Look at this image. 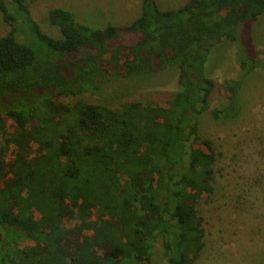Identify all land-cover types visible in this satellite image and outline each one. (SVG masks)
I'll use <instances>...</instances> for the list:
<instances>
[{
  "label": "trees",
  "instance_id": "16d2710c",
  "mask_svg": "<svg viewBox=\"0 0 264 264\" xmlns=\"http://www.w3.org/2000/svg\"><path fill=\"white\" fill-rule=\"evenodd\" d=\"M31 1L0 0L10 25L0 36V264H151L159 240L168 264H194L204 245L197 204L214 190L216 152L198 133L215 86L210 54L238 42L264 0L167 9L142 0L132 22L103 28L51 7L57 38L32 17ZM122 33L134 40L111 46ZM239 62L216 118L234 116L246 76L264 70L254 55ZM171 66L178 89L164 106L60 100Z\"/></svg>",
  "mask_w": 264,
  "mask_h": 264
},
{
  "label": "rangeland",
  "instance_id": "374dc122",
  "mask_svg": "<svg viewBox=\"0 0 264 264\" xmlns=\"http://www.w3.org/2000/svg\"><path fill=\"white\" fill-rule=\"evenodd\" d=\"M141 1L34 0L29 7L42 31L57 38L61 32L47 15L51 7L71 10L79 22L103 28L107 24L121 26L132 22L140 15ZM157 1L161 9H167L187 0ZM9 7L13 9L11 3ZM9 29L0 12V36ZM239 32L238 42L223 41L213 48L207 66L215 86L208 110L199 116L198 133L212 142L216 160L214 190L203 194L197 204L198 214L204 218V245L194 264H264V70L257 68L246 76L239 92V110L234 116L225 119L212 114L213 108L227 103L229 93L221 85L226 79L240 76V58L249 54L264 59V14L245 22ZM18 34V39L23 40L22 33ZM133 40L131 34L122 33L111 46ZM178 73V68L171 66L147 74L117 77L98 91L63 96L60 100L71 103L79 98L110 108H118L125 101L164 106L178 89ZM5 119L7 130L11 131L12 119ZM151 264H168L161 240L155 244Z\"/></svg>",
  "mask_w": 264,
  "mask_h": 264
}]
</instances>
